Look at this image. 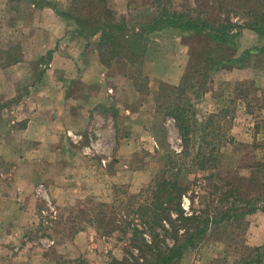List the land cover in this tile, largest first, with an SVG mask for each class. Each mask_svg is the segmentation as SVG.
I'll list each match as a JSON object with an SVG mask.
<instances>
[{
	"label": "crops",
	"instance_id": "crops-1",
	"mask_svg": "<svg viewBox=\"0 0 264 264\" xmlns=\"http://www.w3.org/2000/svg\"><path fill=\"white\" fill-rule=\"evenodd\" d=\"M41 1L65 7V0ZM137 3L139 8L130 9ZM107 6L112 23L122 25L127 37L153 25L164 8L162 0H107ZM180 7L175 11L187 9ZM189 16L196 17L192 12ZM248 22L235 23L241 27L233 59L264 47V36L246 27ZM75 30L74 23L40 0H0V45L14 44L0 48V264H62L80 257L76 242L88 246L89 232L79 229L69 241L60 239L53 227L61 216L58 207H69L77 194L83 203L98 201L96 195L106 192L113 179L127 181L124 175L132 172L144 171L147 179L148 166L137 165L134 156L144 148L146 155L158 150L150 127L160 87L181 83L197 44L171 32L164 36V30L148 36L141 63L131 67L136 77L148 80L141 92L126 71L110 75L111 67L101 63L92 40ZM173 38L174 50H165L163 43ZM222 70L236 81L251 79L264 92V69L252 61ZM117 94L138 99L135 108L116 100ZM102 135L112 148L99 149ZM99 154L106 157L98 161ZM108 155L115 159L112 167ZM108 200L101 199L105 204ZM252 215L253 246L259 248L264 246V211ZM263 259L264 253L259 264Z\"/></svg>",
	"mask_w": 264,
	"mask_h": 264
},
{
	"label": "rangeland",
	"instance_id": "rangeland-1",
	"mask_svg": "<svg viewBox=\"0 0 264 264\" xmlns=\"http://www.w3.org/2000/svg\"><path fill=\"white\" fill-rule=\"evenodd\" d=\"M148 1L151 0H144V2ZM162 4L170 12L175 11V8H182L180 6L184 4L187 8L185 14L192 12L199 18L212 22L228 19L233 24L245 19L250 20L254 13H264V0H162ZM64 5L68 6L67 0ZM138 6L137 3L130 6V9H137ZM237 17L240 20L235 21ZM169 39L172 38L169 37ZM175 41L177 39L173 38L171 42H164L165 50H174ZM181 42L186 48L187 43ZM10 43L2 44L0 48H8L10 45V49L14 45ZM91 44L95 48V39ZM250 61L253 66L264 69V52L248 53L242 58V65L246 66ZM124 65L123 61L114 63L109 74L115 77L118 73L126 71L131 79H135L132 80V84L144 92L147 78L136 77V71L131 69L130 65ZM191 74L187 71L188 76ZM234 78L222 68H214L208 71L203 86L201 85L203 79L194 78L187 81L194 85V89L182 95L181 102L188 100L192 108L186 116L195 122L194 133L190 137L191 141L187 148L180 140L174 118L165 116L163 107L158 109L150 127L158 143V150L155 154L146 155L147 151L144 148L134 156L137 165L148 166L150 171L147 179L144 171L132 172L130 176L124 175L127 181L113 179L106 192L96 195L99 198L98 201L83 203L77 194L76 201L69 207L57 206L61 216L53 222V227L59 238L61 235L69 241L79 229L87 230L91 238L88 246L84 241H77L76 246L81 248L80 257L65 259L62 264H133L137 262L142 264L140 258L150 256L142 249L145 245L152 244V235L147 229L144 232V223L138 208L142 207L144 199H148L145 189L154 176L164 168L170 169V166L182 169L180 176L175 175L177 174L175 170H167L165 176L176 177L181 184L189 185L185 196L180 201V207L186 214L193 210L196 214L208 212L211 216L213 210L218 207L221 212H225L226 207L233 205L234 196L241 202L261 200L258 204V212L264 211V119H262L264 118V92L256 90L251 79L240 82ZM161 89L166 91L167 88L163 86ZM206 92L209 94L204 99ZM161 94L164 96L163 92ZM123 96L117 94L116 100L127 104L131 102L132 108H135L134 102L138 99L126 100ZM238 99L244 101L245 106H242ZM166 103V99L163 98L159 102V107ZM242 110L248 115H243ZM118 121L126 128L122 119ZM121 132L127 133L125 129H121ZM102 136H104L103 144H99V149L104 150L108 146L112 148L110 146L112 142L106 135ZM150 148L149 145L148 152ZM201 150L206 152L207 160L202 162L195 159L193 163L191 159H194V155ZM186 151L188 157H181ZM96 157L99 161L106 156L99 154ZM107 157V165L112 167L115 159L113 155ZM202 164L209 165L206 166L207 169L202 170L199 168ZM144 180L145 184L142 185ZM214 187L221 188L218 194L215 193ZM222 193L227 195L225 197L227 202L223 205L217 203L220 198L223 200ZM107 198L109 200L106 204L101 201ZM236 207H239V204ZM204 219L205 215L202 216L201 221L204 222ZM255 223L256 216L251 214L243 221L233 219L224 222L220 227H210L201 243L183 252L178 264H243L244 261L254 259L256 252L252 240L254 236L252 225ZM163 225L161 223V226ZM164 228L168 230L167 226ZM132 229H137L139 232V236L135 239L137 247L131 246ZM155 234L159 236L162 248L165 245L171 246L173 243V238L162 232L160 227ZM182 234L179 233V235ZM123 259H126V262Z\"/></svg>",
	"mask_w": 264,
	"mask_h": 264
},
{
	"label": "trees",
	"instance_id": "trees-1",
	"mask_svg": "<svg viewBox=\"0 0 264 264\" xmlns=\"http://www.w3.org/2000/svg\"><path fill=\"white\" fill-rule=\"evenodd\" d=\"M67 1L68 6L62 10L58 2L40 0L41 4L51 7L61 17L74 23L76 34L79 37L87 41L95 39V49L98 52L100 61L108 67H112L114 63L120 61L131 67L140 64L147 49L148 36L156 35L163 30L165 31L164 34L171 32L178 35L182 40L191 41L193 39V42H197L193 48L192 61L188 65L189 67L185 71L181 83L176 87L162 85L161 87L165 86L167 89L163 91L160 87V93L157 98V111L163 107L164 115L174 118L180 140L187 148L195 126V122L186 116L192 108L191 105L188 100H185L184 103L181 102L183 99L181 96L185 95L187 91L194 89V85L187 81L194 78L196 80L203 79L201 83L203 86L209 70L224 68L226 65L243 66L242 58L249 52L243 53L237 59L231 58L236 48L237 30L241 26L233 24L228 19L221 22H212L207 19H201L198 15L192 18L185 12H170L168 9L163 8L158 10V17L153 25L143 27L138 33H132L127 37L122 25L112 23L107 0ZM156 1L159 2V0ZM246 27L252 28L259 36H264V13H254ZM258 51L264 52V48H260ZM187 71L192 74L188 76ZM161 92H163L164 96H162ZM174 96L175 99L173 100ZM163 98L166 99L167 103L159 107V102ZM187 154L186 151L181 157L187 158ZM205 154L206 152L201 150L194 155L195 158H192L191 161L194 163L195 159H197L204 162L207 160ZM207 165L209 164H202L199 168L205 170ZM167 170H175L176 176H180L182 171L179 167L170 166V169L164 168L156 174L150 185L145 189L147 201L144 199L142 207L138 208V213H140L142 223H144V232L147 229L152 235V244L145 245L144 249H142V251H147L150 256L148 258H140L142 264H178L183 252L195 248L198 243H201L210 227H220L224 222H229L233 219L243 221L246 216L254 214L259 209L258 204L261 200L254 199L252 202H241L240 199L234 196L233 205L226 207L225 212H221L218 207L213 210L211 216H209L210 213L208 212L196 214L193 210L186 214L180 207V201L185 196L189 185L181 184L176 177L165 176ZM214 189L215 193L218 194L221 188L214 187ZM225 193L221 194L223 200L220 198L217 203L223 205L224 202H227ZM237 204H239V207H236ZM203 215H205L204 222L201 221ZM161 223L164 225L161 226ZM165 226L168 227V230L164 228ZM158 227H160L162 232L169 234L173 238L171 246L165 245L162 248L159 236L155 234ZM180 232L183 234L179 235ZM137 236H139L138 230L132 229L131 246L137 247L135 244ZM254 251L256 252V257L252 260L244 261L243 264H259L261 262L264 246L255 247ZM123 261L126 262V259H123Z\"/></svg>",
	"mask_w": 264,
	"mask_h": 264
}]
</instances>
